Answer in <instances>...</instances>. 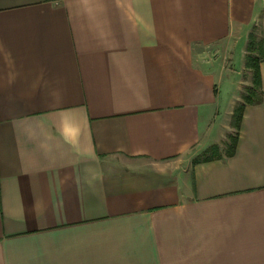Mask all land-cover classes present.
<instances>
[{
  "label": "crops",
  "instance_id": "obj_1",
  "mask_svg": "<svg viewBox=\"0 0 264 264\" xmlns=\"http://www.w3.org/2000/svg\"><path fill=\"white\" fill-rule=\"evenodd\" d=\"M263 9L0 0V264H264Z\"/></svg>",
  "mask_w": 264,
  "mask_h": 264
},
{
  "label": "trees",
  "instance_id": "obj_2",
  "mask_svg": "<svg viewBox=\"0 0 264 264\" xmlns=\"http://www.w3.org/2000/svg\"><path fill=\"white\" fill-rule=\"evenodd\" d=\"M255 26L248 35L246 44V54L244 58V73L249 72L252 75L253 88L246 90L241 95V100L237 102L233 108L230 126L235 130L238 129L241 115L246 104H253L260 101V63L264 60V50L262 45L258 43L255 35ZM234 136L231 137V143L234 144ZM216 155V147L209 148L200 160L207 161Z\"/></svg>",
  "mask_w": 264,
  "mask_h": 264
},
{
  "label": "rangeland",
  "instance_id": "obj_3",
  "mask_svg": "<svg viewBox=\"0 0 264 264\" xmlns=\"http://www.w3.org/2000/svg\"><path fill=\"white\" fill-rule=\"evenodd\" d=\"M254 31H255L256 39H257L259 45L261 44L263 47V50H264V9H263L261 16L259 17V19L257 20V22L255 24V30ZM251 87L253 88L252 75L249 72H246V74L243 75V79H242L241 95L244 94L246 92V90L251 88ZM240 99H241V97H240ZM234 132H235V129L232 128L231 133H234Z\"/></svg>",
  "mask_w": 264,
  "mask_h": 264
}]
</instances>
